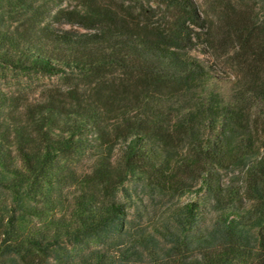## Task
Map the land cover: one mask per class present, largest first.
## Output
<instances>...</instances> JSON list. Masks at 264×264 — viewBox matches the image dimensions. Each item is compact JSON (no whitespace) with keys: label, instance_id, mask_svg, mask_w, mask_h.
Returning a JSON list of instances; mask_svg holds the SVG:
<instances>
[{"label":"trees","instance_id":"1","mask_svg":"<svg viewBox=\"0 0 264 264\" xmlns=\"http://www.w3.org/2000/svg\"><path fill=\"white\" fill-rule=\"evenodd\" d=\"M7 1L84 31L0 22V67L69 94L0 88V264H264V0Z\"/></svg>","mask_w":264,"mask_h":264},{"label":"rangeland","instance_id":"2","mask_svg":"<svg viewBox=\"0 0 264 264\" xmlns=\"http://www.w3.org/2000/svg\"><path fill=\"white\" fill-rule=\"evenodd\" d=\"M200 3L205 10H209L208 3L212 5V3L214 4V1L200 0ZM66 5L67 4H64V7ZM42 6L43 5L40 1H36L35 3H32V6L25 10L22 6L11 4L7 0H0V22L11 27H34L38 25L45 27L50 25L56 26L60 28V30L84 31L79 23L75 21L69 22L65 15H61L62 13L57 12L58 7L61 9L63 7L46 6L43 8ZM210 12L214 15L213 9L210 10ZM214 22L215 21L212 20L211 24L214 25V28L216 29L217 24ZM217 35V30H212L210 37H212L213 44H216L218 47L209 45V42L208 45H206L202 42V39L197 43V48H195L193 53H199L201 57L213 62L215 65L213 69L218 75L230 76V73L226 70L230 65V61H233L231 60L233 48L227 43H220L217 40ZM204 49L208 51L207 54L199 52ZM60 82H62V80L58 75L50 76L33 72L27 73L21 72V70L0 67V88L7 95L18 99L16 107L20 112L23 111L26 104L36 102L47 97L48 94L51 93L69 96L66 89L60 87ZM191 199L195 200L198 198L193 195Z\"/></svg>","mask_w":264,"mask_h":264}]
</instances>
